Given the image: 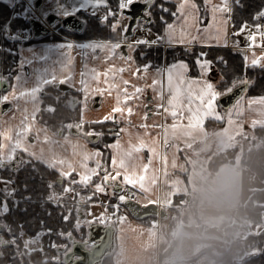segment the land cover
<instances>
[{
  "label": "snow or ice",
  "instance_id": "1",
  "mask_svg": "<svg viewBox=\"0 0 264 264\" xmlns=\"http://www.w3.org/2000/svg\"><path fill=\"white\" fill-rule=\"evenodd\" d=\"M137 3L144 5L140 15L134 12ZM248 7L249 0H28V11L37 13L40 18L55 14L58 21L65 15H78L81 10H86L116 35L83 42L65 40L54 47L41 45L40 51L33 48L30 59L20 61L24 69L25 66H32L31 73L19 70L15 75L5 74L0 79L7 85L6 88H0V168L19 172L21 168L30 166L33 171L40 173L41 179L44 173L38 165L56 172L55 178H49L46 182L48 195L45 200L62 208L61 214L66 222L75 211V229H79L82 223H89L87 219H80L81 205L85 201L104 203L95 198L99 194L116 196L119 192L117 203L113 206L118 210L120 202L127 200L124 195L125 184L133 181L140 167L137 164L141 159L139 154L145 149L156 151L153 142L148 139L152 128L164 129L166 135L174 136L176 130L185 126L186 119L199 122L209 116L223 117L224 113L218 111V102L221 97L232 94L238 86L239 95L225 106L229 118L233 112H239L241 101L246 107L264 113V92L250 97L246 95L257 82L254 77L247 75V69H264V51L255 50L257 44L264 48V0H260L251 11V23L237 14L238 8L244 10ZM36 18L34 15L33 19ZM125 19L130 23L124 24ZM156 23L162 24L163 28L156 33L155 39H149L148 36L129 39L130 29L134 31L136 27ZM230 27L236 29L234 36L243 34L249 43L242 46L238 38L231 42L242 55L244 72L235 75L223 90L207 78L213 61L207 58L206 52L195 56L194 62L200 75L190 76L188 61L177 59L166 67H157L151 74V83L148 80L152 62L140 63L134 55L140 44L178 45L188 51L196 44L228 45ZM145 30L151 32L152 28L147 27ZM77 48L84 59L79 72V89H76L74 54ZM54 53L57 56L55 60L52 59ZM90 59L102 61L107 66L102 68L99 64H90ZM218 60L226 63L223 57H218ZM125 72L130 73L131 78L126 77ZM221 78L226 80V77ZM141 80L144 82H138ZM61 84L71 85L81 92L80 97H73L72 100L73 107H80L79 119L67 122L60 120L52 126L48 123L42 125L43 115H55L57 102L61 99L47 89L51 87L59 92ZM149 89L153 95L146 98L145 93ZM97 94L101 97L114 95L115 105L98 120L89 121L85 113L90 98ZM45 95L52 96L53 102H45ZM6 103L8 108L3 107ZM133 114H139V122L133 121ZM150 114H164L165 121H153L150 124ZM169 116L171 123L167 122ZM102 122L120 125L118 129H108L116 137L110 144L104 145L113 150L110 162L103 158L101 147H88L89 141H98L104 135V130L87 125ZM125 133L127 141L121 139ZM143 167L147 168V165ZM139 178L143 179L144 176ZM0 183L3 184L4 192L0 198V264H15L17 260L23 264L25 254L31 257L36 252L41 254L43 264H48L49 260L53 264H93V257L99 254V246L91 238L90 226L84 240H77L72 229H60L59 234L69 243L50 241L48 247L55 248L57 254L48 256L42 237L52 233V229L42 227L35 234L25 235L24 222L13 225L7 218L13 207L20 205L21 199L31 200V195L22 198L16 196L17 188L11 186L15 183L14 176L0 175ZM24 187L27 188V185ZM69 193L76 195L69 196ZM69 201L73 206H69ZM97 219L92 216V220ZM99 221L107 223L105 213H100ZM88 245L93 246L92 252H89ZM77 246L84 250V254L76 252Z\"/></svg>",
  "mask_w": 264,
  "mask_h": 264
},
{
  "label": "crops",
  "instance_id": "2",
  "mask_svg": "<svg viewBox=\"0 0 264 264\" xmlns=\"http://www.w3.org/2000/svg\"><path fill=\"white\" fill-rule=\"evenodd\" d=\"M0 1L13 8L20 6V0ZM27 2L28 0L21 2L25 10H28ZM85 14L89 15L86 10H81L77 15L86 23L83 31L87 27ZM48 16L44 18L47 21H49ZM31 17L33 16H30L29 19ZM56 27L69 37L53 30ZM51 29L52 32L55 31L56 34L63 38L65 37V40L78 42L89 40L78 39L66 33L63 29H69L65 28L60 20L52 24ZM69 31L79 34L83 33V31ZM235 31L234 27L229 28L228 45L210 44L201 46L196 44L192 47H224L239 52L231 42L238 38L243 46L249 41L243 34L238 37L234 36L233 33ZM156 33L152 29L151 32H147L144 36H148L149 39H155ZM136 36L130 40H135ZM65 40L57 42L43 40L21 46L19 49L18 71L22 72L25 70L31 73L32 66H25L24 69L20 61L22 59L25 61L29 60V54L33 48H37V51H40L39 46L41 45H47L48 47L59 46ZM163 46L172 48L178 45L163 44ZM255 50L261 52L264 51V48L257 44ZM80 52L79 48L74 50V54H76L75 71L77 73L76 89L80 88L79 72L82 70L84 63L83 56L79 55ZM56 58L57 56L54 53L52 59L55 60ZM114 62H118V60ZM89 63L99 64L102 68L107 66L102 61L95 59H90ZM37 64L39 66V62ZM167 65L169 64L162 67ZM155 69L150 67L148 83H151V74L155 72ZM188 74L190 76H198L200 72L198 71V75H192L190 66ZM124 75L131 78V74L128 72H125ZM221 77L222 74L213 62L212 70L207 73V78L213 80L218 87L223 80ZM138 82L143 83L144 81ZM68 86L71 87V85ZM73 91L77 90L72 88L71 92ZM152 95L151 89L145 93L146 98H151ZM246 95L252 96L248 92ZM97 96L100 95L97 94ZM96 97L93 98L94 102H96ZM101 100L102 104L99 107H95L94 102L92 107H88L85 115L89 121L98 120L101 116L111 111L115 105L114 95H105L101 97ZM154 103L155 101H153ZM218 103V111L224 113L223 117L209 116L199 122H190L186 119L184 122L185 126L176 130L174 136L166 135L164 129L152 128L148 139L153 142L156 151L150 152L145 149L139 154L141 159L137 161V164L140 167L133 176V181L125 184V188H130L137 193L135 201L142 205L157 204L161 210H165L164 216L151 215L137 218L120 204L118 210L114 208V211H110L107 207L108 205L104 206L103 203H97L107 208L111 214L107 224L112 223L116 227V245L112 253L116 264H196V261L193 263V260L207 246L208 237L211 239L216 237L215 239L223 240L224 237L222 238V236H224L225 231L231 233L235 226L242 225L243 221L237 216V208L245 203L253 191L256 190L251 183V172L242 164L244 151L247 147L246 135L252 132L254 128L264 126V113L246 107L244 102L241 101L239 112H233L232 117L229 118L227 110L222 107L220 100ZM140 111L142 112L143 109H140ZM132 119L135 122H139V114H133ZM153 121L163 123L165 115L150 114L148 123L151 124ZM167 122H172L170 116L167 117ZM41 124L43 125L42 121ZM119 126L113 123L110 128L118 129ZM121 139L127 141V134H123ZM88 147L96 148L97 146H94L89 141ZM108 149L111 156L113 150ZM232 149L237 150L234 160L212 166V161L216 156ZM103 158L105 159L104 150ZM143 165H147V168L143 167ZM142 175L144 178L140 179L139 177ZM11 186L15 187L14 184ZM77 187L79 189V186ZM80 190L84 191L85 189ZM0 194L4 195L2 183H0ZM98 196L100 197L99 200L102 201L106 197L105 194H99ZM93 205L87 202V204H83V208L90 209ZM176 221L178 224L174 226ZM93 222L104 224L99 220L91 221L89 224ZM85 225L87 226V224ZM203 261L208 264L206 256Z\"/></svg>",
  "mask_w": 264,
  "mask_h": 264
},
{
  "label": "trees",
  "instance_id": "3",
  "mask_svg": "<svg viewBox=\"0 0 264 264\" xmlns=\"http://www.w3.org/2000/svg\"><path fill=\"white\" fill-rule=\"evenodd\" d=\"M114 2V0H113ZM159 2V0H157ZM260 0H249V7L244 10L237 9L238 17H242L244 19H248L251 23V11L253 8L259 4ZM22 8H16V11L7 5L6 3L0 1V79L3 78L5 74L8 76L15 75L18 71V60H19V49L23 45L31 44L36 41H55L58 39L51 32H47L42 37L36 38L33 35L30 17L22 16L19 14ZM24 9V8H23ZM14 12V13H13ZM87 27L83 33L72 32L66 29H63L69 35H73L78 39H91L98 37H114L116 34L112 33L109 28L103 26L101 23L97 21V19L93 16L87 15ZM171 18V17H170ZM11 24L12 28L19 32L21 30H29L31 31V36L29 40L23 41L17 40L15 43L8 37L7 25ZM156 32H161L163 25L160 23H156L154 25H149ZM70 36V37H71ZM200 52H206L207 58L212 60L216 66L218 67L220 73L223 77H226V80L223 79L219 83V89L223 90L227 84L231 83L233 77L238 74H243L244 72V62L240 52H235L230 48L224 47H192L191 51H188L184 48V46H176V47H164L163 44H155V45H139L137 46L134 55L136 59L140 63H147L151 61V68L162 67L166 64H171L174 60L177 59H186L191 66V74L198 75V68L195 65V56ZM143 53V55H141ZM218 57H223V60L226 62H220ZM247 75L249 77H254L256 79V84L251 86L248 90L250 95H257L261 92H264V69H260L259 67L252 68L249 67L247 69ZM49 93H55V95H59L61 99L57 102V111L55 115H49L45 113L43 115V123H48L49 126L58 124L60 120H65L67 122L70 119H79L80 107L77 105L76 107L72 106L70 99L72 96H78V91L67 92L64 93L62 91L56 92L53 88H51ZM45 102H53L52 96L45 95ZM113 125L111 122H102L96 124H89L87 127H95L97 129H103L104 135L99 138L96 142H91L94 146L101 147L104 150L105 160L109 161L110 151L108 148L104 147V145L109 144L115 136L109 133L108 129ZM246 140L252 145L254 148H249L244 153L242 164L244 167L249 168L253 172H255L256 176L260 179H264V126H259L254 128V130L246 135ZM260 142H263V145L260 146ZM257 146H260L256 148ZM237 150L232 149L227 152L221 153L216 156L212 161V166H217L223 162L234 160L236 156ZM40 171L44 173V178L41 179V175L38 172H35L31 169V167L21 168L19 172H13L11 169L1 168L0 175L3 176H14L15 177V188H17L16 196L18 198L26 197L29 194L31 195V200L21 199L20 205L18 207H13V210L10 214L9 219L10 222L15 225L16 222L22 221L24 222V227L26 229V233L35 234L42 227L52 229V233H46L45 242L47 244V255L53 256L57 254V250L55 248L48 247L50 241H56L58 243H66L67 240L59 234L60 229L75 230L73 227L76 217V212L73 211L72 217L69 221H64L63 216L61 214V207L53 204L51 201H46L45 197L48 195L47 188V180L49 178H55L57 175L56 172L45 169L43 165H38ZM27 185V188L24 185ZM59 189V185L57 186ZM88 190V189H86ZM4 195L0 194V198ZM96 199H100L99 196L95 197ZM10 205L12 204L11 198L9 200ZM264 205V189H256L247 199V201L241 204L237 208V216L241 220H251V221H262V211ZM110 211H114L113 206H107ZM26 209V210H25ZM81 236L75 237L77 239H85L87 235V226L82 225L81 228ZM250 240L241 242L240 246L248 245L254 246V244L249 242ZM238 244H232L230 250L227 252L226 256L220 257V261L215 258V263L217 264H237L234 262L235 256L234 250H236ZM256 245V244H255ZM258 245H262L258 244ZM234 246V247H233ZM36 259V264H43V260L41 257H34ZM195 259H198L195 258ZM222 259H227V261H223ZM15 264H19V262H15ZM28 264V260L26 261ZM48 264H53V262L48 261ZM102 264H116L113 255H109L105 257Z\"/></svg>",
  "mask_w": 264,
  "mask_h": 264
},
{
  "label": "rangeland",
  "instance_id": "4",
  "mask_svg": "<svg viewBox=\"0 0 264 264\" xmlns=\"http://www.w3.org/2000/svg\"><path fill=\"white\" fill-rule=\"evenodd\" d=\"M19 2H20L19 3L20 6L17 7V8H22L20 10L19 14H21L22 16H28V18L30 16H34V15L39 17L37 13H32V12H29L28 10H25V8L21 5V2H23V0H20ZM11 8L13 9V11H16L15 7L14 8L11 7ZM23 8H24V10H23ZM85 15L87 16V14H85ZM123 23L124 24H127V23L129 24V21L127 19H125L123 21ZM53 30H55L56 32H58L60 34H63V32L59 31L58 27H56ZM7 31H8V37L11 40H13V42L15 41V43L18 42L17 40H21V43H23V41L29 40L30 36H31V31H30V35L28 34V30H25V29L17 32V31H15L12 28L11 24L7 25ZM55 31L52 32L55 36L58 37V39H56L55 42L63 40V39L65 40V37L63 38L62 36L56 34ZM23 32L26 34L25 36H21L20 35V33H23ZM63 35L66 36L65 34H63ZM141 36H144V34L143 35H137L135 40L138 39ZM66 37H69V36H66ZM50 89H51V87L48 88L47 91H49ZM80 96H81V92L78 91V96H76V97H80ZM93 102H94V99L90 98V101H89V106L90 107H92V105H93L92 103ZM262 145H263V142H260V146H262ZM260 146H257L256 148H258ZM249 148L251 149V148H254V147H252V145H250V143L247 141V147L245 148L244 153ZM248 170L251 172V175H252L251 176V183L253 185V188L257 189V190L258 189H264V179L258 178L256 176L255 172H253L249 168H248ZM84 191H88V190L85 189ZM68 195L69 196H74L76 194L75 193H69ZM104 201H105V203H103L104 206H106V205L111 203V202H109L107 197H105L103 199V202ZM84 204H87V201H85ZM69 206H73L71 201H69ZM104 206H102L101 204H97L96 203L90 208L91 209L90 212L88 211L87 208H83L82 207L83 211L85 212V217L82 218L80 216V219L82 221L87 219L88 222L90 223L91 221H94V220H92V216H96L98 218L97 220H99L100 213H102V212L106 214L107 220L110 219L111 218V214L108 211V209L105 208ZM108 206H113V204L108 205ZM261 214H262L261 215L262 216V221H251V220L244 221V220H242L243 221L242 225L239 224V225L235 226L236 228L231 230V233H228V231L224 232V236H222V238L224 237L223 240L222 239L221 240L215 239L216 237H214L212 239L208 237V240L206 241L207 246L204 247L205 249H203V251L201 253H199L200 254V255H198L199 259L196 260V264H206L207 262L205 263L203 261L205 256L207 257L208 264H217V263H215V260L213 259V257L216 258V259H219L220 256H222V254L224 252L229 250L231 248L232 244L235 245V243L238 244V245L236 247V250H234V253H233V254H235V256H232L234 258H238V259L244 260L247 257V254H251L253 252H257L256 246L258 244H261V243H262V245L264 244L263 243L264 242V205H263V211H262ZM89 223H87V227L90 225ZM83 224L85 225V223H82V225ZM104 224H107V223H104ZM177 224H178V222L176 221L174 226H177ZM80 228L73 230V233H74L75 237H77V238L81 236V233H80L81 229ZM27 234L28 233H25V235H27ZM225 234H227V235H225ZM45 236H46V234L42 237V241H43L44 245L47 246V244L45 242ZM247 239H249L250 240L249 242L254 244V246H251V244H250V246H248V245L247 246L246 245L240 246L241 242H243L245 240L247 241ZM216 242H218V244H216ZM66 243H69V241H67ZM33 247H35V245H33ZM35 256L38 258V257H41V254L39 252H36V253H33L31 257H29L27 254H25L24 258H23V264H26L27 260H28V264H30V261L32 262V264H36L37 262H36V259L34 258ZM222 260L224 261L225 259H222ZM225 261H227V259ZM16 262H19V264H21L20 260H17ZM49 262H50V260H49ZM234 262L238 263L237 259H234Z\"/></svg>",
  "mask_w": 264,
  "mask_h": 264
},
{
  "label": "water",
  "instance_id": "5",
  "mask_svg": "<svg viewBox=\"0 0 264 264\" xmlns=\"http://www.w3.org/2000/svg\"><path fill=\"white\" fill-rule=\"evenodd\" d=\"M144 5L142 3H137L134 6V12L137 15H140ZM48 20L50 24H55L53 21H57V16L55 14L49 15ZM63 26L69 30H75V31H83L86 23L82 19L79 18L77 15H71V16H65L63 18L59 19ZM130 23V22H129ZM131 23H135V21H132ZM32 29L34 31V34L36 37H40L44 35L46 32L50 31V28L45 26L42 21L39 19H31ZM134 31L130 29L129 36H132ZM126 50V49H125ZM7 85L3 82H0V88H6ZM60 90L62 91H68L70 90V87L66 84H61L59 86ZM239 95V86L237 89L227 96H223L220 98V104L222 107L225 108V106L229 103H231L235 97ZM95 107H99L101 105L100 100L101 97L97 96L95 98ZM4 108H8L9 105L5 104L3 106ZM73 132L75 133V129H73ZM93 142H96V140H92ZM125 206L129 209V211L137 218H143L151 215H165V210H161L157 204H149V205H142L138 201L127 199L126 202H124ZM82 212V210H81ZM85 217V214L82 212V218ZM91 227V238L96 240L98 248V255H95L93 257V264H102L105 257L111 255L115 249V234H116V227L114 224H108L104 225L102 223H92L90 225ZM89 232V228H88ZM87 232V234H88ZM80 240V239H77ZM89 252L93 251V246L88 245ZM76 252L78 254H84V250L80 247H76Z\"/></svg>",
  "mask_w": 264,
  "mask_h": 264
},
{
  "label": "flooded vegetation",
  "instance_id": "6",
  "mask_svg": "<svg viewBox=\"0 0 264 264\" xmlns=\"http://www.w3.org/2000/svg\"><path fill=\"white\" fill-rule=\"evenodd\" d=\"M73 97V96H72ZM1 170V168H0ZM236 228V227H235ZM264 243V242H263ZM257 252H253L251 254H247V257L242 260V259H237L238 263L237 264H264V244L263 245H257L256 246ZM230 250V249H229ZM227 250L226 252H224L222 254V256H226L227 252L229 251ZM220 256V257H222ZM197 258V257H196ZM199 259V258H198ZM196 259V260H198ZM213 259L215 260V258L213 257ZM220 259V258H219ZM218 259V260H219ZM220 261V260H219Z\"/></svg>",
  "mask_w": 264,
  "mask_h": 264
},
{
  "label": "built area",
  "instance_id": "7",
  "mask_svg": "<svg viewBox=\"0 0 264 264\" xmlns=\"http://www.w3.org/2000/svg\"><path fill=\"white\" fill-rule=\"evenodd\" d=\"M148 26L147 25H145L144 27H141L139 30H138V32L139 33H146V32H148V31H146L145 30V28H147ZM22 34H24V33H22ZM106 195V197H112V195L109 193V194H105ZM124 195L125 196H130V197H132V198H136L137 197V194L135 193V192H133L131 189H129V188H124Z\"/></svg>",
  "mask_w": 264,
  "mask_h": 264
}]
</instances>
